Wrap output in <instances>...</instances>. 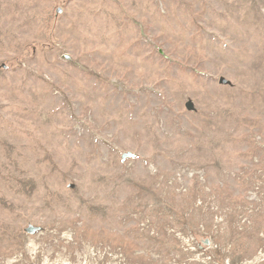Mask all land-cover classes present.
I'll return each mask as SVG.
<instances>
[{
    "label": "rangeland",
    "instance_id": "1",
    "mask_svg": "<svg viewBox=\"0 0 264 264\" xmlns=\"http://www.w3.org/2000/svg\"><path fill=\"white\" fill-rule=\"evenodd\" d=\"M0 264H264V0H0Z\"/></svg>",
    "mask_w": 264,
    "mask_h": 264
},
{
    "label": "water",
    "instance_id": "2",
    "mask_svg": "<svg viewBox=\"0 0 264 264\" xmlns=\"http://www.w3.org/2000/svg\"><path fill=\"white\" fill-rule=\"evenodd\" d=\"M35 232H36V229L34 227H30L28 229V233H30V234H34ZM208 244H209V242H206V245H208Z\"/></svg>",
    "mask_w": 264,
    "mask_h": 264
}]
</instances>
